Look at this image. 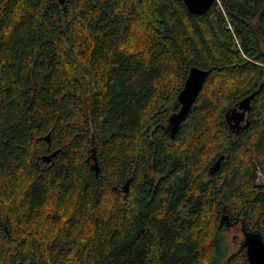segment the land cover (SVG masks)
I'll use <instances>...</instances> for the list:
<instances>
[{
  "label": "trees",
  "instance_id": "obj_1",
  "mask_svg": "<svg viewBox=\"0 0 264 264\" xmlns=\"http://www.w3.org/2000/svg\"><path fill=\"white\" fill-rule=\"evenodd\" d=\"M260 177L264 0H0V264H216L228 226L264 242Z\"/></svg>",
  "mask_w": 264,
  "mask_h": 264
},
{
  "label": "water",
  "instance_id": "obj_2",
  "mask_svg": "<svg viewBox=\"0 0 264 264\" xmlns=\"http://www.w3.org/2000/svg\"><path fill=\"white\" fill-rule=\"evenodd\" d=\"M64 1L65 0H59V3H63ZM182 2L188 11L196 14H202L212 5L214 0H182ZM209 72L210 70L202 69L197 66H192L189 69L183 86L177 95L179 108L168 117V128L172 135L176 133L179 124L189 112ZM252 96L253 94L242 99L239 101L237 108L235 107L232 109L238 114L237 117L235 116L234 126L239 124L240 120L244 118L246 111L249 109L250 99ZM56 152L57 151H53L52 153L41 155L40 159L44 161V163L48 164L52 156L56 155ZM218 163L219 159L217 161V164ZM92 168L95 169V171L98 170L95 158L93 160ZM259 179L264 180L262 177ZM129 183L130 180L128 179L123 184L122 189L124 193L128 191ZM241 231L244 236L242 244L246 247V256L249 264H264V242L261 235L257 231H246L242 227Z\"/></svg>",
  "mask_w": 264,
  "mask_h": 264
},
{
  "label": "rangeland",
  "instance_id": "obj_3",
  "mask_svg": "<svg viewBox=\"0 0 264 264\" xmlns=\"http://www.w3.org/2000/svg\"><path fill=\"white\" fill-rule=\"evenodd\" d=\"M259 184L264 185V180L259 179ZM220 248H221V256L218 259L216 264H223L225 259L235 252L240 243L243 242V234L240 231V226H230L225 231L220 234L219 238Z\"/></svg>",
  "mask_w": 264,
  "mask_h": 264
},
{
  "label": "flooded vegetation",
  "instance_id": "obj_4",
  "mask_svg": "<svg viewBox=\"0 0 264 264\" xmlns=\"http://www.w3.org/2000/svg\"><path fill=\"white\" fill-rule=\"evenodd\" d=\"M241 101V100H240ZM239 103V102H238ZM238 103H236L232 108H230L228 111H227V113H226V115H225V117H226V120H227V122H228V125H229V127H230V129H232L235 133H238L239 132V130L240 129H242V128H244L245 126H246V124H247V114H248V111H249V109H248V111H246V113H245V116H244V118L242 119V120H240V122H239V124H237L236 126H234L235 125V121H234V119H235V116L237 117L238 116V114H237V112L236 111H234V110H232L233 108H237V106H238ZM235 225H237V224H235ZM235 225H231V226H235ZM228 227H230V226H228ZM240 231H241V228H240ZM242 232V231H241ZM243 234V233H242ZM243 238H244V236H243ZM242 244V242L240 243V245Z\"/></svg>",
  "mask_w": 264,
  "mask_h": 264
}]
</instances>
